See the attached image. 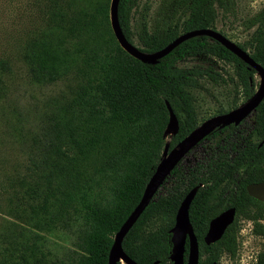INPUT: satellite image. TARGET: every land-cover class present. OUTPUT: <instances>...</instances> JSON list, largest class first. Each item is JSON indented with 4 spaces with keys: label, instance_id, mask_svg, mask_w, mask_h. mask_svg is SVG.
Instances as JSON below:
<instances>
[{
    "label": "trees",
    "instance_id": "1",
    "mask_svg": "<svg viewBox=\"0 0 264 264\" xmlns=\"http://www.w3.org/2000/svg\"><path fill=\"white\" fill-rule=\"evenodd\" d=\"M230 1L160 0L136 33L138 50L152 54L182 33L215 30L217 9L226 10ZM46 2L48 24L25 40L21 61L33 84L63 89L34 121L37 131L28 140L19 138L28 163L14 181L4 214L24 224L8 223L0 234V264H107L113 237L139 202L164 146L172 149L197 127L192 91L199 79H219L177 63L198 55L232 63L245 100L255 92L257 73L205 36L184 41L154 65L140 63L111 33L109 0ZM138 2L119 0L117 8L120 29L131 44ZM254 26L238 46L264 69V8L249 21ZM9 72L8 62L0 60V95ZM165 102L179 126L166 140ZM251 115L250 125L215 129L186 155L201 147L206 158L194 164L183 158L172 169L163 192L157 190L122 241L136 264H171L169 229L183 197L196 187L189 220L199 244L198 264H219L222 256L235 260L241 220L251 222L253 235L264 239V203L246 192L248 184L264 181V99ZM227 207L235 208L234 222L217 242L205 245L209 220ZM157 218L165 224L146 231ZM56 231L75 235L61 257L48 249L44 236ZM186 252L187 245L184 261ZM256 264H264V251Z\"/></svg>",
    "mask_w": 264,
    "mask_h": 264
},
{
    "label": "rangeland",
    "instance_id": "2",
    "mask_svg": "<svg viewBox=\"0 0 264 264\" xmlns=\"http://www.w3.org/2000/svg\"><path fill=\"white\" fill-rule=\"evenodd\" d=\"M159 1L139 0L135 8L131 30L132 44L136 48L140 47L136 38L140 24L149 21ZM110 3L111 0L109 7ZM46 5V0H0V60L7 61L10 67V72L3 78L4 89L0 95V234L8 223L24 224L4 214L8 200L13 199L14 181L28 163L24 146L19 142V138L28 140L31 132L37 131L33 125L34 121H38L39 115L50 104L51 99L57 97L63 89L62 84L50 86L33 84L21 61V49L25 40L43 30L48 24ZM263 8L264 0H231L226 10L217 9L214 29L237 46L241 45L249 39L255 29V26L249 27V21ZM177 66L206 70L222 80L218 79L217 83H214L203 76L199 79V87L192 91L197 126L213 116L231 110L233 104L236 103L239 107L247 101L242 96L241 86L237 82L232 63L212 56L198 55L181 60ZM259 84L260 77L256 74L255 91ZM251 116L243 120L246 125H250ZM246 128L244 129L247 130ZM251 140L254 143L258 141L255 135ZM204 158L206 155L200 147L185 156L184 162L194 164ZM166 187L168 184L165 185ZM160 191L163 192V189ZM165 222L161 218L154 219L148 224L146 231L156 230ZM44 236L47 238L48 249L58 257L72 248L75 237L74 234L66 231H56ZM237 242L236 259L231 261L222 256L219 264H249L250 256L255 257L264 251V239L250 236L249 222L243 220L239 221Z\"/></svg>",
    "mask_w": 264,
    "mask_h": 264
},
{
    "label": "water",
    "instance_id": "3",
    "mask_svg": "<svg viewBox=\"0 0 264 264\" xmlns=\"http://www.w3.org/2000/svg\"><path fill=\"white\" fill-rule=\"evenodd\" d=\"M118 3L119 0H111L109 7L110 27L113 36L119 47L130 57L134 58L140 63L154 65L158 62V60L168 55L174 48L184 41L193 37L205 36L220 44L222 47L240 59L243 63H245L249 68L254 69L260 77V84L257 90L243 105L226 113L207 119L195 129H193L172 149H169L168 144L164 146L160 161L157 164L153 174L149 178L147 184L145 185L139 202L115 233L108 252L107 264H136L124 253L122 249V241L125 235L135 224L148 204L152 201L155 193L168 177L172 169L187 155V153L192 148H194L213 130L221 129L229 125L237 126L254 112V110L264 99V69L250 57L248 52L243 51L239 46L231 42L219 32L208 28L182 33L161 50L152 54L143 53L133 44L129 43L124 37L118 23ZM165 107L168 112V121L162 134V138L164 140L170 136L176 135L179 128L177 118L167 102H165ZM262 142H264V139ZM196 190V188L190 190L180 202L175 214L174 225L169 230L171 235V251L169 254V260L171 264H184L183 255L186 238H188V254L185 264H198V244L193 234L188 216L189 207L195 196ZM246 192L248 196L264 203V181L260 183L249 184L246 187ZM234 213V208H230L209 222L208 230L203 239L206 245H210L221 238L227 227L232 223Z\"/></svg>",
    "mask_w": 264,
    "mask_h": 264
},
{
    "label": "flooded vegetation",
    "instance_id": "4",
    "mask_svg": "<svg viewBox=\"0 0 264 264\" xmlns=\"http://www.w3.org/2000/svg\"><path fill=\"white\" fill-rule=\"evenodd\" d=\"M225 113H226V112H225ZM222 114H223V113H222ZM242 122H243V121H242ZM242 122H241V123H242ZM241 123H240V124H241ZM237 126H238V125H237ZM262 182H263V181H262ZM259 183H260V182H259ZM162 184H163V183H162ZM253 184H255V183H253ZM248 185H249V184H248ZM248 185H247V186H248ZM161 186H162V185H161ZM161 186H160V187H161ZM247 186H246V187H247ZM159 189H160V188H159ZM196 189L198 190L197 187H196ZM191 190H192V189H191ZM197 190H196V192H197ZM155 194H156V193H155ZM195 194H196V193H195ZM184 197H185V196H184ZM184 197H183V198H184ZM182 200H183V199H182ZM178 207H179V206H178ZM230 208H234V207H227V208H225L224 210H222L219 214H221L222 212H224V211H226V210H228V209H230ZM177 209H178V208H177ZM234 210H235V208H234ZM176 211H177V210H176ZM175 214H176V213H175ZM219 214H217L216 216H218ZM188 216H189V211H188ZM216 216H214L213 218H215ZM174 218H175V216H174ZM213 218H211V219L209 220V222H210ZM234 219H235V213H234V218H233L232 223L234 222ZM263 219H264V218H263ZM263 219H262V220H263ZM189 222H190V220H189ZM209 222H208V225H209ZM232 223H231V224H232ZM250 223H251V222H250ZM231 224H230V225H231ZM173 225H174V223H173ZM173 225H172V227H173ZM190 225H191V223H190ZM230 225H229V226H230ZM229 226H228V227H229ZM172 227H171V228H172ZM191 227H192V225H191ZM228 227H227V228H228ZM171 228H170V229H171ZM170 229H169V230H170ZM192 230H193V228H192ZM207 230H208V226H207ZM207 230H206V232H207ZM206 232H205V234H206ZM169 234H170V233H169ZM193 234H194V232H193ZM205 234H204V236H205ZM223 234H224V233H223ZM194 236H195V234H194ZM204 236H203V239H204ZM170 237H171V235H170ZM221 237H222V236H221ZM195 238H196V237H195ZM196 241H197V238H196ZM216 242H217V241H216ZM170 243H171V242H170ZM203 243H204V241H203ZM214 243H215V242H214ZM197 244H198V241H197ZM204 244H205V243H204ZM212 244H213V243H212ZM185 245H187V252H186V254H188V238H186ZM205 245H206V244H205ZM184 248H185V246H184ZM170 251H171V250H170ZM198 252H199V244H198ZM184 253H185V250H184ZM236 256H237V253H236ZM257 256H258V254L255 256V258H254L253 260H251V261L249 262V264H256V262H257ZM168 258H169V257H168ZM235 259H236V257H235ZM183 260H184V255H183ZM186 260H187V256H186ZM186 260L184 261V264L186 263ZM169 261H170V260H169ZM170 263H171V262H170ZM198 263H199V260H198Z\"/></svg>",
    "mask_w": 264,
    "mask_h": 264
},
{
    "label": "built area",
    "instance_id": "5",
    "mask_svg": "<svg viewBox=\"0 0 264 264\" xmlns=\"http://www.w3.org/2000/svg\"><path fill=\"white\" fill-rule=\"evenodd\" d=\"M261 223H263L264 224V219L262 220V221H260ZM249 235L250 236H253V233H252V224L249 222ZM255 257H253V256H250L249 257V262L251 261V260H253Z\"/></svg>",
    "mask_w": 264,
    "mask_h": 264
}]
</instances>
